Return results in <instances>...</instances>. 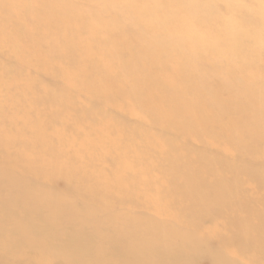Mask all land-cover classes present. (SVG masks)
I'll use <instances>...</instances> for the list:
<instances>
[{"label":"bare ground","instance_id":"obj_1","mask_svg":"<svg viewBox=\"0 0 264 264\" xmlns=\"http://www.w3.org/2000/svg\"><path fill=\"white\" fill-rule=\"evenodd\" d=\"M0 264H264V0H0Z\"/></svg>","mask_w":264,"mask_h":264},{"label":"rangeland","instance_id":"obj_2","mask_svg":"<svg viewBox=\"0 0 264 264\" xmlns=\"http://www.w3.org/2000/svg\"><path fill=\"white\" fill-rule=\"evenodd\" d=\"M59 185H62V183H61V184H59Z\"/></svg>","mask_w":264,"mask_h":264}]
</instances>
